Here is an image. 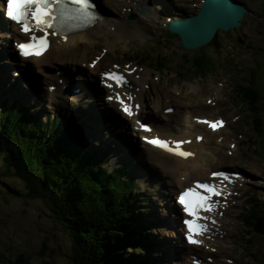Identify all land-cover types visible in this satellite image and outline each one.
Returning a JSON list of instances; mask_svg holds the SVG:
<instances>
[{
  "label": "rangeland",
  "instance_id": "obj_1",
  "mask_svg": "<svg viewBox=\"0 0 264 264\" xmlns=\"http://www.w3.org/2000/svg\"><path fill=\"white\" fill-rule=\"evenodd\" d=\"M99 1L101 4L100 8L107 17L109 16L110 18L111 16L113 18L112 14L116 13L121 18L126 13V20L134 23L136 19H141V16L146 15L147 18H144L146 25L144 23L142 25L144 29L141 31L135 30L134 33L132 32V27L129 26L128 30L130 31L128 33H133V37L115 43L114 46L112 45V40L110 42L111 48H108L107 44L103 42L96 47L90 46L86 48V56L94 57L103 54L102 68L113 66L114 64H125L127 66L130 64L127 61L133 58L134 61H132L139 65L137 66V74L139 76L145 74L146 77L148 72L151 75V80H147L153 87L151 88V98L155 96V98L163 100L164 97L159 94L169 93L168 90L173 93H182L181 96L184 102L173 105V107L178 109L177 112L180 115L190 112V110L186 109L190 106L185 104L187 101L191 103L194 98H198L201 95L204 96V92L210 89L211 86L215 87L214 93L219 94L221 98L226 100L221 105L219 113L225 118L227 128L217 135V138L214 139V144L224 143L221 146V152L223 154L229 152L234 157L224 155L223 165H221L220 169L225 167L236 168L242 170L248 177L256 174L257 187L253 185V182L250 184L245 183L242 186L238 203L231 206L221 218L224 225H222L223 228L220 234L227 240L219 241V243L225 246V249L214 253L208 251L207 254L218 260L217 264H264V234L255 231V221L251 220V217L255 215V211L259 212L256 217H263L264 219L263 1L236 0L244 4L248 9V13L242 19L241 27L230 29L226 33L218 32L210 44L188 51L181 50L178 38H173L169 43L160 44V39L153 29L163 25H156L157 21L152 18L146 8L144 9L147 13L140 15L138 12V15L126 8L117 6L113 1ZM160 1L163 5V10H169L165 11L164 14L172 15L174 19H177L195 14L199 0ZM129 15H133V18H129ZM152 20L153 25L150 26L149 23ZM10 41H12V38ZM3 43H5L4 39L0 38V99L12 96L17 98L20 103L26 104L29 109L38 107L39 113L37 111H31V113L39 119L41 116L44 120L52 118L55 113L61 114V116H69L70 118L78 117L77 126H79V130H76L85 134V141L90 146L98 148L101 152L109 155V160L102 158L104 160L103 167L109 171L107 166L114 169L126 165L130 176L136 175L140 178L142 184L145 183L142 177L150 179L148 183L153 185L150 186L144 196L146 199L144 207L147 208L145 218L148 221L152 220L149 223V227L153 240L157 245H159L158 240L161 241L162 247H160V250L165 255L162 256L163 254L159 252L157 247V253L150 260L157 264H189L191 258L190 256L187 258V256L190 253L180 248L183 245L181 237L174 236V239L171 236L174 234L173 232H177V229L180 230L179 223L174 221V217L171 214L165 213L164 209H168V206L163 207L161 205L164 197L169 204L173 202L172 198H174V196L166 197L170 188L167 189L165 187L162 190L164 182H162L161 168L157 163H150L148 158L142 161L143 163L138 161L139 150L144 151V148L138 147V145L142 146L138 141H135L134 144V156L129 157V160H136V162L127 160V152L124 154L121 151L114 152L115 149L105 150L106 146L116 142V140H113L114 138H122V134L116 132L117 129L112 126L114 124L117 125V121L113 123V120H109V117H112L108 112L114 111H110V109L107 111L98 96L93 106H90V109L92 112L94 110L98 111L99 114L101 112L103 116L95 115L96 117L90 121H87L89 115L82 116V113L87 110L86 97L90 94L93 97L90 96L88 98L96 96V90H91L94 81L88 78V68L81 63H78V66H72L73 69H76V71L71 70L74 73L71 77L73 80L75 78L72 83L73 86H81L77 82L86 79H88L86 81L90 86L82 87L81 92L75 94V100L71 97L69 99L71 104L64 100L68 99L64 94L70 87L62 90L55 97H49L45 88L46 84L43 83L44 78L40 75H37V82L35 83L37 85L34 86L31 92L19 88H17L16 92H13L12 90L15 88H12V85L15 83L18 86L24 83V78L21 77L19 78L20 80L14 78L16 76H13L14 66L6 63L8 61L7 58L10 57L9 52L3 49ZM9 46L11 47L10 44ZM142 49L149 50L141 52ZM156 52L159 56L166 57L168 62L165 59H154L153 57H148L144 62L147 63L152 60L153 64L155 60L157 64L163 65L159 71L154 70L152 64L141 65L138 63L141 55L147 56ZM179 54H182L183 57H179ZM201 55H203L204 59L206 57L210 58L208 60L212 62L206 63L209 70L203 75H199L195 71V65L191 64L195 56ZM83 58H78V60ZM11 59L8 62L12 61ZM47 71L53 75L58 72V70L52 68ZM23 74L28 75L25 72ZM81 76L85 79H77V77ZM97 77L98 75H95V79ZM248 90L251 92L256 91L258 95L256 113L253 110L250 113L245 98L242 97ZM70 95L72 94L70 93ZM72 99L75 103L80 102L84 107L74 104ZM149 104L152 106L150 115L156 125L161 126V129H165L174 124V122L170 121L164 122L159 115H156L154 112L155 103L150 99ZM117 115L121 116L119 113ZM257 115L259 118H257ZM253 117L257 121H254ZM188 123L189 120H187L186 124ZM124 129L125 135L128 137L129 135L126 133L131 131V123H128ZM102 142L107 143L100 147ZM226 145L227 148L225 147ZM4 153L5 150L0 147V257L2 261L0 264L18 263L20 261L18 256L21 254L23 255L22 259L25 260L24 264H74L73 247L68 230L55 218L43 201L26 195L28 194V189L25 184L3 163ZM226 157L232 160H228ZM255 169L257 173L254 172ZM143 190L142 188L141 191ZM254 197L258 199H253ZM249 206L253 207L252 214L249 212L252 207ZM230 222H235V225L228 224ZM248 222L249 225L247 224ZM262 224L264 228V220ZM247 237H250L249 242L246 241ZM175 250L177 254L174 253ZM124 253L125 257L130 256L134 253V249L126 247ZM175 260H178V262H174Z\"/></svg>",
  "mask_w": 264,
  "mask_h": 264
},
{
  "label": "bare ground",
  "instance_id": "obj_2",
  "mask_svg": "<svg viewBox=\"0 0 264 264\" xmlns=\"http://www.w3.org/2000/svg\"><path fill=\"white\" fill-rule=\"evenodd\" d=\"M113 1L117 2L122 8H127L130 12H134L136 14H138V12L136 11L140 8H147L148 10H151V12L155 15L160 14L161 13L160 11L163 10V5L160 0H113ZM99 5L101 6L100 1H99ZM100 6L96 7V12L99 14V18L96 20L95 24L91 28L81 33L69 35L66 40H63L61 37L55 40L53 39L50 47L47 48L44 54L41 55L40 57L33 56L32 58H29L27 60L20 59V61L22 62L21 66L26 65L27 67L26 70H28V72L34 71L32 73L36 75H41L43 78H45L46 82H48V85L51 84L52 82H56V80L58 79L63 78V84L61 86L66 84L68 85V87H70V91H71V92L69 91L66 92V97L68 98L73 97L74 100H75V94L81 92V89L79 86H73L72 84L73 80L69 81L70 76L68 74V71L71 70L76 71V69H73L72 66H78V63H81L84 66H86L88 68L89 79L94 81L91 87H94L96 91H98L99 93L98 98H100L102 101H104V99L103 96L101 95V92H103V90L105 91L106 94L105 96H107L105 97V101L103 102L104 107H106L105 109H107V111H109V109L113 110L112 105H115L116 110L124 114L122 115L123 116L122 119L121 118L117 119L116 118L117 116L115 117V111H116L115 109L113 110L114 112L108 113L112 117V118L109 117V120H113V123L117 121V125L114 124L112 126H115V129H117L116 132L122 134V136H123L122 124H124L126 120H129L133 123L134 126L135 120H139L140 117L150 118L151 117L150 110L152 106L149 104V99L153 100V102L156 101L157 104L155 105L156 106L155 111L156 113L158 112L156 115H158L160 112V116L162 117L163 120L174 122V125H170L168 128H165V130L171 129V131H167V132L160 131L157 128V126H154L151 135L157 134L158 136L161 137L160 140L166 141L169 147L173 149H177V142H179L178 150L190 153V155L187 157H174L160 150L153 149L149 146L143 145L145 151L139 150L140 152H138L139 153L138 161L141 163L146 158H148L150 163H157V165L162 170V182H164V185L162 186L163 188L162 190H164L165 187L167 189L170 188L168 192L173 193V195L175 196H177V193L183 190L185 187H188L196 182L205 181L208 182L209 184H213L217 188V190H219V195L212 197V201L214 202L212 206V211L206 212L203 215V218L206 222V225L208 226L207 231H214V232L218 231L219 228L218 225L219 224L224 225L221 216H224L226 211L231 206L238 203V198L240 194L237 191V185H238L237 179L236 181H234V178L229 179L230 181L218 180L216 176L212 175L215 171H219L217 169H219L220 166L223 165L224 155L228 157L229 156L234 157V155H231L225 151H224L225 154L221 152V146L224 143L220 142L219 145L214 144V139L217 138V135L223 132V130H225L227 126L223 127L217 125L216 129L212 130V129H206L204 126L207 123L203 124L202 122L203 121L215 122L217 120L223 122L225 118L221 117L219 112L221 105L226 100L224 98H221L219 94L214 93L213 91H215V87L211 86L210 89L204 92V96L201 95L198 98H194V101L191 103H188V101L185 103L190 105L188 108H186L190 110L188 114L185 113L180 115L175 111L173 114L165 115L163 111L166 110L169 106L184 102L183 101L184 99L181 96L182 94L181 92L173 93L171 90H168L169 93L159 94L164 97L163 100L157 99L155 98V96H152L151 98L152 95L151 88L153 87L147 81L148 79L151 80L150 79L151 75L149 72L146 73V77L145 74L143 76H139L136 72V68L133 65H128L126 67L118 66L116 68L114 67L102 68L103 57L86 56L87 55L85 54L87 53L85 52L86 48H89L90 46L96 47L101 42L107 44L108 48H111L112 46L110 45V42L112 40H113L112 45L114 46L115 43L133 37V33L135 30L141 31L144 29L142 25L144 23L146 25V22L144 21V16H141V19L140 18L136 19L134 23L128 22L125 19L126 13L122 16V18H120V16H117L116 13L112 14L114 16L113 18L111 16L109 18V16L107 17V15L105 17L101 14L103 13V11L101 10ZM0 18L2 19L1 15ZM129 20H133V19H129ZM190 20L191 18L188 19V21ZM129 26L132 27L133 33H128V31H130L128 30ZM111 27L113 28L111 29ZM0 29L3 30V33H1L2 35H0V38L3 37L5 41V43H3V49L9 52L10 58H7V60H10L12 57L14 59L15 58L17 59L15 49L13 48L11 49V47L9 46V38H12L14 41L18 42L24 40L25 37L19 35L14 30V26L12 27L8 23H5L4 25L0 23ZM157 56L158 59L159 58L163 59L162 56L159 55ZM78 58H83V59L78 60ZM11 64L15 65L16 63L13 61ZM47 68H52L60 71V73L58 74L60 76L56 77L55 75L47 72ZM96 72H100V74H98V79L95 81V78L91 77V75H93ZM109 72L116 73L119 76H121L123 79L129 80L132 83V87L130 89L117 87L112 80H109L104 75L105 73H109ZM99 78H100V85L105 89H103L99 85ZM77 79H82V78H77ZM34 80H36V78H34ZM80 82L81 84L89 85V83H87L86 80H82ZM109 85H111V87H109ZM59 88L60 85L57 86V90H55V92L53 91V93H56L59 90ZM15 89H17V85L15 86ZM155 92L157 93V91ZM70 93L72 95H70ZM117 94L124 101V105L131 111V116L122 110L121 104L117 101V99H115V96ZM53 96H55V94H53ZM88 97L90 96L86 97L85 103L87 105V110L89 114L93 117H96L95 115H100V117L103 116L101 112L99 114L98 111L94 110L92 112L90 109V106H93V103H95V100H97L96 96L94 98H88ZM109 97H112V99H109ZM193 119H195V121ZM187 120H190L189 121L190 125L186 124ZM139 135L142 134L139 133ZM198 137L199 139H197ZM118 139L120 140V138ZM113 140H116V138H114ZM121 140H124V138H121ZM126 141L124 140L123 143L125 146L119 148L120 150L118 149L119 147L118 145H114V149L121 151L124 154L127 152L126 156H127V160H129V157L134 156L135 139L134 138L130 139L128 136L126 138ZM123 143L121 145H123ZM129 144H131L132 146H129ZM225 147L227 148V145ZM157 148L161 149L160 147ZM124 154L123 156H125ZM227 159L232 160L229 158ZM129 161L136 162V160H131V159ZM254 172L257 173V170L255 169ZM255 176L256 174L250 176L254 182L257 181V178ZM255 186L257 185L255 184ZM162 202L164 205L166 204L168 205V209L166 208L164 209L165 213H167V211L170 209L171 215L174 217V220L178 216L179 217L181 216V214L178 215L179 207L177 206V204L176 206L173 204L174 206L173 208L169 206V202L165 201V199H162ZM165 213L163 212L164 216ZM228 224L234 226L235 222H230ZM185 233L188 237L189 235L188 231H185ZM171 236L172 237L180 236V234L178 235L172 234ZM205 236H208V238H205ZM195 239L198 240L199 243H190L195 247H189V248L201 247L202 249H208V250L213 249L215 251L224 250L225 246L220 244L219 241L227 240L225 237L223 238L222 235L218 233L209 236L208 232L205 233V235L200 234L196 236ZM203 255L204 257H207L206 254L203 253ZM191 262L194 263L193 260H191ZM218 262L219 261H215V262L213 261L212 264H217Z\"/></svg>",
  "mask_w": 264,
  "mask_h": 264
},
{
  "label": "trees",
  "instance_id": "obj_3",
  "mask_svg": "<svg viewBox=\"0 0 264 264\" xmlns=\"http://www.w3.org/2000/svg\"><path fill=\"white\" fill-rule=\"evenodd\" d=\"M206 63L212 62L201 55L191 64L203 75L209 70ZM255 96L253 101L248 99L254 113L258 95ZM3 108V163L25 184L26 195L43 201L68 230L74 264H138L136 257L126 259L123 255L128 246L138 245L147 255L154 253L149 230L136 211L133 185L121 179L123 169L107 175L98 166L89 165L93 155L80 156L82 148L70 143V132L57 125L56 119L45 122L16 105L5 111L4 103ZM18 257V263L24 264L23 255Z\"/></svg>",
  "mask_w": 264,
  "mask_h": 264
},
{
  "label": "snow or ice",
  "instance_id": "obj_4",
  "mask_svg": "<svg viewBox=\"0 0 264 264\" xmlns=\"http://www.w3.org/2000/svg\"><path fill=\"white\" fill-rule=\"evenodd\" d=\"M68 3L79 6L78 8L71 9V11L82 13L84 16L89 15L86 10L91 6L90 0H68ZM69 11L64 0H6V11L4 14L19 24L21 31L27 33L33 26L43 32L46 27L53 26L57 20L65 19ZM45 46L46 41L43 36H31L30 42L17 44L20 54L25 56L30 54L39 55ZM104 75L109 80H112L117 87L125 82L116 73L109 72ZM109 99H112V97H109ZM116 99L121 104L122 110L128 115H131V111L123 104L120 97L116 96ZM203 122L207 123L213 129L221 123L219 120L215 122ZM145 131H149V129L145 128ZM148 142L181 157L190 155V153L178 150L179 142H177V149L169 147L166 141L157 138H153ZM212 175L224 176V173H213ZM224 178L227 179V177ZM201 189L203 190L202 192L200 191ZM218 194L215 188L208 184H197L195 187L188 188L179 194V202L183 205L184 212L192 217L191 220L184 221V224L188 228L189 235L187 238L189 243H199L195 237L205 231V226L198 223V220L201 219L199 212L201 210L210 211L209 198L212 195Z\"/></svg>",
  "mask_w": 264,
  "mask_h": 264
},
{
  "label": "water",
  "instance_id": "obj_5",
  "mask_svg": "<svg viewBox=\"0 0 264 264\" xmlns=\"http://www.w3.org/2000/svg\"><path fill=\"white\" fill-rule=\"evenodd\" d=\"M245 12L229 0H204L196 17L190 21L172 22L169 30L179 36L181 49L188 51L210 42L219 28L227 31L240 26L239 20ZM262 223V219L257 220L255 230L264 234Z\"/></svg>",
  "mask_w": 264,
  "mask_h": 264
}]
</instances>
